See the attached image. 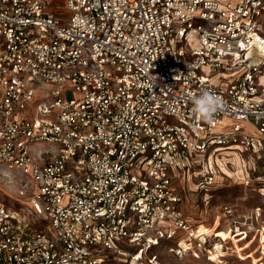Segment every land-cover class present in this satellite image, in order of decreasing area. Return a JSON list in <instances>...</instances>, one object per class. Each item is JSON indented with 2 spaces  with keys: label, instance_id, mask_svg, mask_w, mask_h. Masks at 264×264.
I'll list each match as a JSON object with an SVG mask.
<instances>
[{
  "label": "built area",
  "instance_id": "built-area-1",
  "mask_svg": "<svg viewBox=\"0 0 264 264\" xmlns=\"http://www.w3.org/2000/svg\"><path fill=\"white\" fill-rule=\"evenodd\" d=\"M262 75L264 0H0V163L28 173L54 231L0 201V264H160L146 252L176 238L179 258L221 247L191 227L174 178L196 165L207 191V150L264 164ZM205 89L225 102L210 122L192 111ZM217 218L262 264L261 208Z\"/></svg>",
  "mask_w": 264,
  "mask_h": 264
},
{
  "label": "rangeland",
  "instance_id": "rangeland-1",
  "mask_svg": "<svg viewBox=\"0 0 264 264\" xmlns=\"http://www.w3.org/2000/svg\"><path fill=\"white\" fill-rule=\"evenodd\" d=\"M186 48L199 45L197 35L192 34L190 39L184 43ZM215 78V75L212 77ZM264 83V75L260 78ZM169 120H172L171 118ZM232 121L224 118L220 124L214 129V133L228 131ZM243 130L256 134L250 126L242 123ZM40 148H48L49 145L44 144ZM242 151V152H241ZM221 150L215 152H203V155L209 153L210 169L214 173V185L210 186L207 191L197 189V182L200 179L199 168L196 165L186 171L176 173L174 183L177 191L181 196V207L183 208L187 221L192 228H209L212 230H225L226 225L220 220V226L216 219L219 214L221 205L228 204L237 215H242L249 209L259 206L264 216V167L260 162L258 155L249 150ZM194 160V159H193ZM5 170L6 176L0 174V201H3L10 210L19 211L20 208L25 209V216L29 229H42L45 233L53 235L54 231L49 223L39 220V215L31 209L32 205L28 199L35 188L29 182V175L23 169L16 167L7 168L0 163V171ZM23 191V195L19 191ZM216 220V221H215ZM218 226V227H217ZM31 227V228H30ZM220 233V232H219ZM209 234V233H207ZM218 240L213 236L208 238L211 244L222 242L220 247L218 244L210 253H203L199 257L185 256L179 258L169 251L170 247L176 246L179 238L172 241H162L158 245L147 251L145 256L150 259H156L160 264H259L256 259L257 253H252L256 247V243L250 244L249 248L241 247L236 237L224 238L220 233ZM132 252H136L132 247ZM211 249V247H210ZM245 249V251H242ZM252 251V252H251ZM125 256H115L111 261L116 264H128L125 262ZM264 264V259H262Z\"/></svg>",
  "mask_w": 264,
  "mask_h": 264
},
{
  "label": "clouds",
  "instance_id": "clouds-1",
  "mask_svg": "<svg viewBox=\"0 0 264 264\" xmlns=\"http://www.w3.org/2000/svg\"><path fill=\"white\" fill-rule=\"evenodd\" d=\"M193 113L203 121H211L214 115L225 110L223 98L210 90H203L191 98Z\"/></svg>",
  "mask_w": 264,
  "mask_h": 264
},
{
  "label": "bare ground",
  "instance_id": "bare-ground-1",
  "mask_svg": "<svg viewBox=\"0 0 264 264\" xmlns=\"http://www.w3.org/2000/svg\"><path fill=\"white\" fill-rule=\"evenodd\" d=\"M199 231H203L205 233H209V235L216 236V237H220V233H222L224 235V238H232L231 235L228 233V231L222 230V229L219 230L220 233L217 230H212V229H209V228H202V229H199Z\"/></svg>",
  "mask_w": 264,
  "mask_h": 264
},
{
  "label": "trees",
  "instance_id": "trees-1",
  "mask_svg": "<svg viewBox=\"0 0 264 264\" xmlns=\"http://www.w3.org/2000/svg\"><path fill=\"white\" fill-rule=\"evenodd\" d=\"M262 163V161H260ZM262 166H264V164H262Z\"/></svg>",
  "mask_w": 264,
  "mask_h": 264
}]
</instances>
